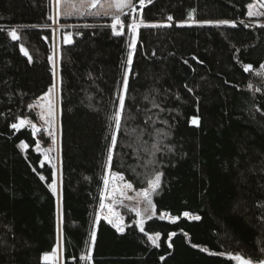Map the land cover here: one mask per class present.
I'll return each mask as SVG.
<instances>
[{
  "label": "trees",
  "instance_id": "trees-1",
  "mask_svg": "<svg viewBox=\"0 0 264 264\" xmlns=\"http://www.w3.org/2000/svg\"><path fill=\"white\" fill-rule=\"evenodd\" d=\"M250 1L145 0L141 7L133 0L136 12L122 17L120 36L110 15L57 16L64 26L55 76L62 264H236L228 253L264 259V79L255 75L264 63V28L247 16ZM193 10L194 23L178 26ZM133 18L170 26L138 29L129 68ZM209 20L236 26L197 23ZM53 26V0H0V264H49L42 256L57 244L53 169L35 147L48 137L11 128L21 118L36 120L29 106L55 81L48 59ZM13 29L19 41L8 35ZM68 32L73 43L64 45ZM245 64L253 70L245 72ZM120 93L125 109L110 170L136 189L163 173L153 203L157 213L178 219L146 220V232L160 233L159 247L131 220L123 233L98 221L90 241ZM185 212L201 219L188 220ZM89 248L91 260L80 259Z\"/></svg>",
  "mask_w": 264,
  "mask_h": 264
},
{
  "label": "snow or ice",
  "instance_id": "snow-or-ice-1",
  "mask_svg": "<svg viewBox=\"0 0 264 264\" xmlns=\"http://www.w3.org/2000/svg\"><path fill=\"white\" fill-rule=\"evenodd\" d=\"M63 2V0H55V4L57 6L61 5V3ZM81 2V6L83 7L84 5H87V7L81 11V9L77 8L75 9L74 12H69V13H65V15H73V14H79V15H111V28L113 30V34L120 36L123 35V29L125 27L123 21H122V17H127L130 14L136 12V6L133 3V0H106V3L108 4V10H105L103 13L100 11H96V12H91L88 11V8H96L98 5H100V0H80ZM148 3H151V0H148ZM145 4V0H139V5L142 7ZM248 8V12H247V16L248 17H256V16H264V0H257V4L253 5L251 3H249L247 5ZM254 8H259L262 11H254ZM125 9H127L128 11L126 12ZM193 11L189 12V18L192 19L193 18ZM60 13L57 12V16ZM49 19H53L52 16H49ZM169 21H171L173 19L172 16H168L167 18ZM57 22V21H54ZM185 22H179L178 26H183ZM197 23H200L201 25L207 24V25H215V26H220V25H230L232 27L236 26V22L235 21H229V20H218V21H198ZM119 26L120 30L117 31V27ZM164 27V26H170V25H166V24H155V23H148L146 24L143 19L141 18L139 20V22H137V20L135 18H133L131 20L130 23L127 24V28L129 30V34H130V42L128 44L129 49H131L132 51L129 52L128 54V60H127V64L128 67L130 68L132 65V56H133V51L135 50V46H136V35H137V31L140 27ZM59 27H64L63 25H60ZM85 27H88V25H85ZM259 27L264 28V24H260ZM59 29L54 30V36H55V31H58ZM79 35V33H77ZM8 35L10 36L12 41H19L20 37L17 34V31L15 29L11 30L8 32ZM45 40H48V37H44ZM73 43V39H72V33L68 32L65 33L63 35V44L64 45H70ZM20 48V52L28 58V61L31 62L32 57L29 55L28 50L25 48L24 44L21 43L19 45ZM52 55L48 57L49 61L52 62L53 65V75L55 77L56 75V60H57V56L59 55V48L58 45L55 42V39L53 40V44H52ZM185 63H187V61H185ZM243 70L245 72H249L251 70H253V65L251 64H245L243 65ZM255 75H257L258 77L264 79V63L260 64L259 69L255 70ZM128 73L125 72L123 75V89L126 92L127 88H128ZM57 85L56 83H53V85L51 87H49L48 92L45 93V95L43 97H41V100L46 101V105L45 104H41L40 107L47 108V113H46V123L49 125V136L52 137L53 142L55 143L56 137L54 135V132L51 130L53 125H54V108H53V100H52V94L54 92V90L56 89ZM251 87V85H250ZM189 91H192L191 89H188ZM260 89H257V91H259ZM156 107H158V105H154ZM30 108L32 107L31 105L29 106ZM125 109V95L123 93L118 94V105L115 109V111L111 114V116L109 117V120L111 122L114 123L115 126V131L112 132L111 134V143L109 145L108 148V153H107V159L105 162V168L110 172V168H111V163L113 160V149L115 148L116 144H117V132L121 129V123H122V114L123 111ZM191 123L193 125H199V120L198 117L193 116L191 119ZM26 125V120L21 118L19 119L18 123H13L11 124V128L14 130L19 131L22 127H24ZM112 125L110 124V127ZM36 129L33 127V135H35L36 133ZM135 131V130H133ZM158 134L159 130H158ZM164 136H166L167 134H163ZM20 147L21 148H27L28 145L24 142L21 141L20 143ZM36 149L38 151H40V144L37 142L35 145ZM155 147V146H154ZM53 151V149L49 148V149H44V157L46 160L49 161V163H51V159L49 157V153ZM154 155V153H153ZM51 167L53 169L52 172V183L48 185V187L50 188V190L52 191V193L55 195L57 193V182H56V164L52 163ZM112 179H119V180H123V174L122 173H115V172H111L110 173ZM163 175V173L161 172H156L154 174V178L149 179L147 181L148 183V187L147 188H143L140 189L139 192H137V196L142 198V201L145 205V207L143 209H141L139 206L137 207H132L131 209H129L130 211L134 212L136 217L138 218L135 221V225L139 228V231L141 233H143L148 241H150L152 243V245L154 247H159V239H160V233H155L153 234H149L148 232L145 231V222L146 220H151L154 217H156V205L153 203L152 200V194L156 193L157 190L160 188V183H161V176ZM41 180H44L45 177L44 176H40ZM104 180V190L101 191V202H100V208L101 209H108L109 215L105 216L104 218L108 221L109 224H111L114 228H116V230L120 233H123L125 231V228L127 227V225H125L123 223V216H121L119 213L115 212L113 209V204L114 203H122V201L119 200H114L112 203H108L105 204L104 200L106 198V193H107V189H108V184H109V175L106 174L103 177ZM133 185L130 182H127L123 185V188L121 189H117V187L114 185L112 188V192L111 195L115 196L118 192L120 197H125L129 200L133 199L132 197H128L126 196V192L125 189H132ZM166 213H162L159 215V219L160 220H164L166 218ZM183 215L185 217H189L191 220L194 221H198L201 219L200 216L198 215H191L188 212L183 213ZM100 219V216L97 215L96 217V221L98 222ZM178 219V217H170V221L172 223H175L176 220ZM175 233H171L169 234V241H171V237L174 236ZM185 236H187V233H185ZM95 240H96V232L95 230H93L90 233V241L91 243L94 245L95 244ZM86 246H87V242H86ZM171 243H169V247H171ZM193 248H200L201 251L204 252H209V249H207L206 247H202L200 245L197 244H192L191 245ZM262 252H264V249H261ZM210 255H217V253L214 252H209ZM219 255H224V253H219ZM228 258L230 260L236 261L238 262V264H254V262L251 259H247L244 258L241 254H232V253H228ZM43 259L45 261H48L49 259H52L55 264H59V257H58V253H57V249H53V252L51 253V255L49 253H45L43 254ZM80 259L82 260H91V249H88L87 255H83L80 257ZM161 260L164 259V257L160 258ZM256 264H264V259L259 260L256 262Z\"/></svg>",
  "mask_w": 264,
  "mask_h": 264
},
{
  "label": "rangeland",
  "instance_id": "rangeland-1",
  "mask_svg": "<svg viewBox=\"0 0 264 264\" xmlns=\"http://www.w3.org/2000/svg\"><path fill=\"white\" fill-rule=\"evenodd\" d=\"M249 3L255 5V4H257V0H251ZM86 7H87V5H84L83 7L81 6L80 0H63L61 5H59V6H57L55 4V0H53L54 21H56L57 12H59L61 14H65V13H69V12H74L75 9H77V8H79V9H81V11H83ZM246 8H247V6H246ZM87 10L91 11V12L100 11V12L103 13L105 10H108V4L106 3V0H100V5H98L96 8H88ZM126 10L127 9H125V11ZM254 11H262V10L259 9V8H254ZM247 12H248V8H247ZM251 19L253 20V23H255V24H264V16L251 17ZM192 23H194V20L190 19L188 17V19L185 21L184 24H188L189 25V24H192ZM58 28H59V26L57 25V22H54L53 30H56ZM53 37H54L53 40L55 39V42H56V44L58 45V48H59V38H58V32L57 31H55V36H53ZM57 62H58V56H57V60H56V73H57ZM51 64H52V62H51ZM54 83H56L57 87H56V89L54 90V92L52 94L53 108H54V125H53L51 130L54 132V135L56 137L55 143L53 142L52 137L49 136V134H48L50 129H49V125L46 123V119H45L46 113H47V108L46 107H44V108L40 107L41 104H45L46 105V103H47L46 101L40 99L45 94H43L40 98H38L32 104V107H33L34 112L36 114V120L35 121H31L28 118H23V119L26 120V125L25 126L29 127L32 130V132H33V127L37 130L35 135H34L35 137H37L38 134H40V133H42V134H44L45 136L48 137V141L49 142L46 143V144L42 143L40 140H37V142L40 144V149H41L39 152H40V154L42 156V160L44 162L48 163L50 166H51L52 163L56 164L55 171H56L57 193L55 194V196L57 198V244L55 246V249H57V253H58V257H59V264H62L61 244L59 242L60 241V236L58 237L59 228H60V211H59V207H58V196H59V185H60V180L59 179L60 178H59V148H58L59 100H58V81H57V77H55ZM49 148L53 149V151H51L48 154L49 157L52 158L51 159V163H49V161L45 159L44 152H43L44 149H49ZM111 172H113V171L110 170V172H109L107 169L105 171V175L106 174L109 175V184H108V189H107L106 198L104 200V203L105 204L112 203L114 200L122 201V203H114L113 204L114 211L119 213L121 216H123V218H124L123 223L125 225H126V220H131V221H133L135 223V221L138 218L136 217L135 213L130 211L129 209H131L132 207H137V206H139L141 209H143L145 207V205H144V203L142 201V198L137 196V192H139L140 189H136L134 187L132 189H125L126 196L133 198L131 200H129V199L125 198V197H120L118 192H117V194L115 196L111 195L112 188H113L114 185L119 190V189L123 188V185L125 183H127V181L125 179H123V180L112 179V177L110 175ZM147 187H148V185L145 188H147ZM104 188H105V186H104V180H103L102 190L101 191H103ZM153 195L154 194H152V200H153ZM100 202H101V200H100ZM162 213H166V212H160V213L156 212L157 215H156L155 218H158L159 215L162 214ZM166 214L167 215H166V218L164 219V221L171 222L170 221V217H173V216L169 215L168 213H166ZM190 214L191 215H195V214H192V213H190ZM97 215L100 216L99 221L100 220H105L108 223V221L104 218L105 216L109 215L108 209H106V208L105 209H101L100 208V203H99L98 208H97V210L95 212V231H96V227H97V223H98L96 221ZM182 216L184 218L188 219V220H191L189 217H185L184 215H182ZM109 225L112 226L111 224H109ZM114 229H116V228H114ZM52 252H53V250H52ZM51 253H49V254L51 255ZM42 261L45 262V263H49V264H55V262L52 259H49L48 261H45L43 259V256H42Z\"/></svg>",
  "mask_w": 264,
  "mask_h": 264
},
{
  "label": "built area",
  "instance_id": "built-area-1",
  "mask_svg": "<svg viewBox=\"0 0 264 264\" xmlns=\"http://www.w3.org/2000/svg\"><path fill=\"white\" fill-rule=\"evenodd\" d=\"M120 30V28L119 27H117V31H119Z\"/></svg>",
  "mask_w": 264,
  "mask_h": 264
},
{
  "label": "water",
  "instance_id": "water-1",
  "mask_svg": "<svg viewBox=\"0 0 264 264\" xmlns=\"http://www.w3.org/2000/svg\"><path fill=\"white\" fill-rule=\"evenodd\" d=\"M245 258V257H244ZM236 264H238V262H236ZM254 264H256V262H254Z\"/></svg>",
  "mask_w": 264,
  "mask_h": 264
}]
</instances>
